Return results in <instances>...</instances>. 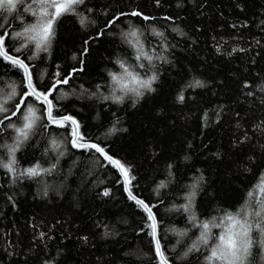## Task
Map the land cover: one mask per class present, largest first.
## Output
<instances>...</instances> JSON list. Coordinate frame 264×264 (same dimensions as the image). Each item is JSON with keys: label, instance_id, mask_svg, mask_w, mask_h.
I'll use <instances>...</instances> for the list:
<instances>
[{"label": "trees", "instance_id": "1", "mask_svg": "<svg viewBox=\"0 0 264 264\" xmlns=\"http://www.w3.org/2000/svg\"><path fill=\"white\" fill-rule=\"evenodd\" d=\"M33 11L32 0L0 10V32H22L36 23ZM132 30L138 43L125 36ZM53 31L46 52L21 38L6 47L29 65L39 91L68 78L48 97L53 116L72 117L83 141L124 166L130 191L156 217L170 263L209 264L211 242H198L199 225L261 198L264 0H84ZM140 51L151 63L136 59ZM117 61L142 79L155 75L152 90L121 91L110 75H123ZM25 92L20 67L0 57V103L7 100L9 114ZM24 100L40 117L28 138L18 141L6 127H22L20 113L0 125V164L16 149L14 171L0 166V264H159L150 221L124 194L115 167L90 148L73 147L71 126L49 123L43 103ZM37 165L50 171L29 177L26 169ZM194 243L199 250L189 251ZM251 252L247 264H264V248Z\"/></svg>", "mask_w": 264, "mask_h": 264}, {"label": "snow or ice", "instance_id": "2", "mask_svg": "<svg viewBox=\"0 0 264 264\" xmlns=\"http://www.w3.org/2000/svg\"><path fill=\"white\" fill-rule=\"evenodd\" d=\"M20 2L21 0H0V10L11 13L16 9L17 4ZM32 3L37 4L38 6V12L33 11L32 13L34 16L38 17L36 23L27 25L22 32H0V57L7 60L14 66L23 68L25 77L27 79V88L29 89V91L22 94V99L15 103V106L13 110H11L10 114L9 109L4 107V103H7V100H5L4 103H0V113L5 114L3 118H0V125L4 124L5 120L11 121L12 117L17 116V113H20L24 121L23 126L16 127L15 124L9 123L6 125V127L15 129V131L18 133V141L20 138L27 139L29 132L33 129L37 120L40 119V117H37L36 115V109L33 106L28 105L24 100L25 97L34 96L37 100H40L43 104L47 105L46 117L51 123L63 126L65 121H71L72 125L74 126L72 132L74 137L72 140L73 147L79 146L83 148L95 149L97 152L104 155L106 159L117 165L122 171L126 173L127 170L124 169V166L121 165L119 161H115L111 156H108L104 152V149L99 145L95 143H77V141L83 140V137L78 134V124L72 117L64 116L60 119H57L53 116L52 100L48 99V97L56 89L57 84H67L68 78L65 77L62 80H58L56 84L52 85V87L47 91L41 92L32 82L29 65L26 64L25 61L19 56L12 55L11 51L6 47L7 39L21 38L26 39L29 44H34L37 54L41 51H48L51 40L54 36V21L65 13L75 11L76 6L83 4L84 0H32ZM30 8L31 5H29V9L25 10H30ZM131 15L139 16L141 14L134 11L131 13ZM144 19H148V17H144ZM84 22L85 20L81 19V23L83 24ZM125 36L137 38L138 43V33L136 30L126 33ZM129 43H131V41H129ZM27 46V44H24L12 51L20 53L22 48ZM141 56L147 59L149 63H151L153 59L152 56L143 51L139 52V54L136 56V59L140 60ZM29 58L31 59L34 57ZM117 63H119L120 68L124 70L123 75L117 73H110V75L114 84L117 85L121 91L125 93L131 92L136 96H142L143 92L139 90L140 88H144L149 91L152 90V82L157 78L155 75H152L148 79H142L140 78L138 72L129 70V68L125 66L124 62L117 61ZM138 67L144 68L145 65L141 63L138 65ZM125 77L129 78L128 84L124 83ZM129 84L138 85L139 87H129ZM195 86L203 85L201 81L196 80ZM249 94L251 95V93ZM15 95L16 92L13 88L12 93L8 94L7 99H12V97ZM111 98L116 102L123 100L122 96H116L115 94ZM105 99H108V97H105ZM183 99L184 96L181 94L179 96V100L183 101ZM22 105L24 108H26V113L24 112V108L21 107ZM114 130L115 129H113V131ZM55 144L56 142L53 141L54 146ZM15 150V148L10 149V151L13 153L11 160H9L7 163L0 164V166L6 168L9 172L14 171L13 165L16 162L14 156ZM40 171L48 172L50 170H41L39 169V165H37L36 167L26 169V174L29 177H34L39 175ZM160 186L163 187V183ZM258 187L261 193L260 199L254 200V202L251 204H246L240 209V211L236 213L226 212L224 216L219 219V221H217L216 217H213L211 220L204 221L199 225V227L202 228V231L199 234L198 242L206 246L211 242V254L206 257V259L209 261V264H214V262H219V264H247L249 257L252 255L251 250L254 245L258 244L260 247L264 248V183L258 185ZM128 194L129 198L136 200V203L142 205L144 211L147 213V218L150 223H148L146 227L150 229L148 234L152 236L154 240L155 253L159 260V264H170L168 257L165 256L164 251L161 248L160 239L158 237V222L155 218V215L151 211V208L147 204H144L142 200L136 199L131 191H129ZM104 195H108V192L105 191ZM248 197L251 200L254 197V193L250 191L248 193ZM249 208L251 211H248ZM191 219L195 221V215H193ZM212 229H220V231L218 233H213ZM254 231L258 234L257 238H254L252 235ZM193 249L199 250L197 248V244L194 243L189 251H192ZM185 255H187V253H185Z\"/></svg>", "mask_w": 264, "mask_h": 264}, {"label": "water", "instance_id": "3", "mask_svg": "<svg viewBox=\"0 0 264 264\" xmlns=\"http://www.w3.org/2000/svg\"><path fill=\"white\" fill-rule=\"evenodd\" d=\"M5 60V59H4ZM5 61H7V60H5ZM20 69L22 70V73H23V77H24V83H25V86H26V89H27V91H29V89L27 88V79H26V77H25V73H24V70H23V68H21L20 67ZM35 100H37L34 96H32ZM49 99V98H48ZM37 101H39V102H41L40 100H37ZM42 103V102H41ZM44 105V108H45V117H46V109H47V105L46 104H43ZM57 119H60V118H62V117H56ZM46 119H47V117H46ZM48 120V119H47ZM48 122L49 123H51L49 120H48ZM64 123H67V124H69L70 126H71V129H72V132H73V125H72V123H71V121H65ZM51 124H53V123H51ZM77 132H79L78 131V129H77ZM72 135V140L74 139V137H73V134H71ZM77 143L78 144H80V143H92V142H89V141H83V140H80V141H77ZM77 148H83V147H79V146H77ZM90 149H92V148H90ZM93 151H95L102 159H104V160H106L107 162H109L110 164H112L114 167H115V169L117 170V172H118V174H119V176H120V178H121V181H122V186H123V191H124V194L126 195V197L130 200V201H132L133 203H135L136 205H138L142 210H143V212L146 214V216H147V213L144 211V208H143V206L142 205H139V204H137L136 203V200H134V199H131V198H129V194H128V192L130 191V189H129V186H128V184H129V180H128V177H127V174L124 172V171H122L117 165H115V164H113L112 162H110L108 159H106L105 158V156L104 155H102L101 153H99V152H97L95 149H92ZM105 152V151H104ZM106 153V152H105ZM107 154V153H106ZM108 156H110L109 154H107ZM112 157V156H111ZM113 158V157H112ZM113 160H115V161H118L117 159H115V158H113ZM127 189V190H126ZM132 193V192H131ZM133 194V193H132ZM133 196H135L134 194H133ZM136 197V199H139V200H141L139 197H137V196H135ZM143 201V200H142ZM144 202V201H143ZM144 204H146L145 202H144ZM152 211V210H151ZM153 212V211H152ZM154 214V213H153ZM156 218V217H155ZM151 238H152V236H151ZM152 242H153V245H154V249H155V243H154V240H153V238H152ZM161 244V243H160ZM161 248H162V246H161ZM156 254V253H155ZM158 259V258H157ZM159 261V260H158ZM171 264V263H170Z\"/></svg>", "mask_w": 264, "mask_h": 264}]
</instances>
